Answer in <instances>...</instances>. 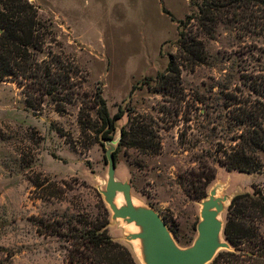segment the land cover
I'll use <instances>...</instances> for the list:
<instances>
[{
    "label": "rangeland",
    "instance_id": "1",
    "mask_svg": "<svg viewBox=\"0 0 264 264\" xmlns=\"http://www.w3.org/2000/svg\"><path fill=\"white\" fill-rule=\"evenodd\" d=\"M195 1L14 0L24 9L31 4L37 12L39 24L33 25L42 49L34 50V57L60 58L77 71L74 82L83 84L81 92L101 90L110 113L124 110L125 115L112 140L97 141L94 133H82L79 103L61 105L66 107L60 113V104L48 97L42 109L34 110L14 77L0 79V264H71L67 243L56 235L40 234L37 224L43 217L77 222L87 214L97 215L103 203L112 221L103 195L106 156L112 147L117 151L116 177L131 184L136 206L161 214L181 248L191 246L198 235L204 200L191 195V172L204 165L216 167L208 194L217 188L218 196L229 197L220 214L224 228L235 194L257 187L264 192V149L250 139L249 153L260 158L261 170L228 169L219 161L245 140L242 134L250 123L239 121L244 112L264 117V32L257 20L240 23V15H222L210 34L201 35L202 61L182 68L185 101L178 106V116L174 117L176 103L158 90L157 76L177 57L180 21L197 10ZM251 12L262 16L261 11ZM131 116L136 118L135 130L144 122L141 116L154 119L147 122L152 128L158 121L159 153L119 146L121 130L129 126ZM35 171L51 178L43 181L45 189L57 192L63 186L65 192L59 198H40L30 179ZM116 203H124L122 193ZM129 225L113 220L109 232L143 264L134 241L125 237L132 232ZM222 240L226 241L224 233ZM260 250L255 242L239 248L230 244L206 264H262Z\"/></svg>",
    "mask_w": 264,
    "mask_h": 264
},
{
    "label": "trees",
    "instance_id": "2",
    "mask_svg": "<svg viewBox=\"0 0 264 264\" xmlns=\"http://www.w3.org/2000/svg\"><path fill=\"white\" fill-rule=\"evenodd\" d=\"M197 10L188 14L180 22L178 38V55L171 58L165 71L160 72L156 80L158 90L163 96L169 97L170 103H176L175 116H178L185 101L181 74L182 68L188 63L196 64L203 59L204 43L201 35L210 34L212 29L222 21V15H240L244 19L256 21L257 26L264 32V0H196ZM29 9L15 5L14 0H0V79L14 77L27 97V104L34 110L42 109L47 98L58 102V112H64L66 106H79L78 121L82 133L92 132L97 141L112 138L117 128V122L125 112L120 110L112 115L102 91L81 92L83 84L74 82L77 71L66 65L60 58L40 60L34 57V50L40 51L41 39L36 33L37 12L31 4ZM4 9V10H3ZM5 9L7 14L5 13ZM17 10L19 12H17ZM241 10V13L238 12ZM262 12V16L254 15ZM244 13V15H241ZM220 15V16H219ZM246 22V20H245ZM253 23V22H252ZM35 26H34V25ZM24 79V80H22ZM263 91V90H262ZM183 95V96H182ZM264 97V94H262ZM177 98V101H174ZM64 103V104H61ZM240 122L249 123L247 130L232 149L226 152V157L219 160L220 164L228 169L254 172L262 169V161L252 152L250 143L255 147L264 149V117L246 111ZM143 119L140 129L135 130L136 118L130 117L129 126H123L119 146H133L147 154H156L161 150L160 125L152 128L148 121H153L151 116H141ZM262 119V120H261ZM160 120V118L158 119ZM115 158L117 151L114 152ZM194 198H204L208 194V187L217 176L214 166L204 165L197 171L190 173ZM40 198H59L65 192L45 189L43 181H51L44 172H34L30 178ZM62 185H66L62 181ZM60 187V186H59ZM97 215L87 214V217L77 219V222L58 219L41 218L37 224V231L42 235H56L64 240L67 259L71 264H138L133 253L127 245L116 240L109 232L110 212L105 203L99 207ZM264 223V192L260 187L253 192H240L234 195L229 207L224 234L230 244L239 248L245 242H255L261 248V262L264 264V233L261 225ZM254 253L252 254V256ZM260 259V258H259Z\"/></svg>",
    "mask_w": 264,
    "mask_h": 264
},
{
    "label": "water",
    "instance_id": "3",
    "mask_svg": "<svg viewBox=\"0 0 264 264\" xmlns=\"http://www.w3.org/2000/svg\"><path fill=\"white\" fill-rule=\"evenodd\" d=\"M104 140L109 141L112 138ZM114 152L113 147L107 151L108 179L106 189L103 190L105 200L112 211V221H110L109 226L112 225L113 220L123 219L128 223L135 222L142 227V231L129 232L125 237L133 240L134 243L138 238L145 240L144 256L137 252L143 259V264H206L213 259L219 248L230 246V242L226 237V241L222 240L224 221L220 218L224 203L229 197L218 196L217 188L212 189L210 194L204 197L201 202V220L198 223V235L191 246L181 248L157 210L152 207L136 206L132 196L131 184L116 177ZM119 193L124 196V203L120 205L116 203Z\"/></svg>",
    "mask_w": 264,
    "mask_h": 264
},
{
    "label": "bare ground",
    "instance_id": "4",
    "mask_svg": "<svg viewBox=\"0 0 264 264\" xmlns=\"http://www.w3.org/2000/svg\"><path fill=\"white\" fill-rule=\"evenodd\" d=\"M129 229H131L132 231L134 232H140L142 231V227L137 225L135 222L133 223H130V225L128 226ZM145 240L142 239V238H138L136 241H135V244L137 246V252L141 255V256H144V253H145Z\"/></svg>",
    "mask_w": 264,
    "mask_h": 264
}]
</instances>
